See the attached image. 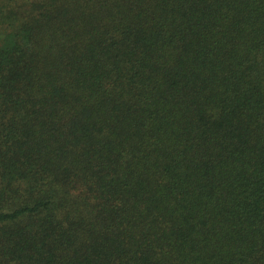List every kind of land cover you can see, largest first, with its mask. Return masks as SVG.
Masks as SVG:
<instances>
[{"label":"trees","instance_id":"obj_1","mask_svg":"<svg viewBox=\"0 0 264 264\" xmlns=\"http://www.w3.org/2000/svg\"><path fill=\"white\" fill-rule=\"evenodd\" d=\"M0 264H264V0L0 4Z\"/></svg>","mask_w":264,"mask_h":264},{"label":"rangeland","instance_id":"obj_2","mask_svg":"<svg viewBox=\"0 0 264 264\" xmlns=\"http://www.w3.org/2000/svg\"><path fill=\"white\" fill-rule=\"evenodd\" d=\"M10 0H0V4H2V3H4V2H9ZM11 1H13V0H11ZM16 1H18V0H16Z\"/></svg>","mask_w":264,"mask_h":264}]
</instances>
